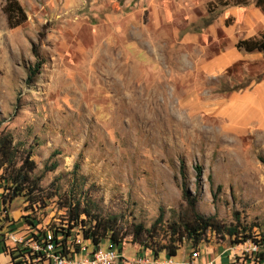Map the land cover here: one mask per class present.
<instances>
[{
    "label": "rangeland",
    "instance_id": "obj_1",
    "mask_svg": "<svg viewBox=\"0 0 264 264\" xmlns=\"http://www.w3.org/2000/svg\"><path fill=\"white\" fill-rule=\"evenodd\" d=\"M17 2L25 21L8 29L0 0V132L12 136L18 153L31 154L37 190L55 195L45 207L33 206L41 227L64 224L78 201L89 215L113 219L123 237L118 255L128 261L139 250L134 225L147 230L161 215L151 243L166 244V225L185 207L184 187L199 215L226 228L237 217L264 231V133H235L197 111L203 97L187 99L203 81L177 71L193 63L200 28L219 8L242 0ZM192 34L199 36L196 44L183 42ZM214 51L207 49V56ZM259 80L264 64H238L210 87L213 96L226 97L219 90ZM26 206L14 200L10 218L32 214ZM15 226L14 232L24 229ZM76 241L91 251L79 236ZM227 247L209 237L198 247L199 263L219 256L227 264ZM100 249H107L105 241ZM191 252L181 241L172 260L186 261Z\"/></svg>",
    "mask_w": 264,
    "mask_h": 264
},
{
    "label": "trees",
    "instance_id": "obj_2",
    "mask_svg": "<svg viewBox=\"0 0 264 264\" xmlns=\"http://www.w3.org/2000/svg\"><path fill=\"white\" fill-rule=\"evenodd\" d=\"M254 5L260 7L261 10L264 9L263 0H255ZM1 10L8 29H13L25 21V14L17 0H3ZM234 47L237 51L247 54H261L262 64H264V30L254 38L237 41ZM235 66L237 64L232 67ZM231 91H233L232 88L228 91L219 90L223 94H228ZM13 144L12 136L9 133L0 132V225L2 229L6 232H14L15 225L20 222L21 227L24 228L21 232H27L35 241L44 238L45 234H50L56 250L63 256H72L78 253L79 247L74 243L76 236H79L81 241L87 242L91 251L100 248L101 242L105 241L107 249L121 254L123 237L113 227V219L106 221L89 215L86 210L79 209L78 201H75L72 206L69 205V209L66 211L67 220L64 224L40 226V221L34 215L35 208L33 206L36 205L38 209H41L55 195L49 193L43 196L42 191L37 190L39 180L29 176L34 169V164L30 159L31 154L29 151H22L19 155L20 153L15 150ZM259 161L264 166V160L259 159ZM51 167L55 168V163ZM74 168H77V165ZM195 171L196 173L200 172L197 167H195ZM18 198L28 204L24 211L30 210L32 214H24L20 218L21 221H13L9 216V210L11 203ZM181 198L185 207L179 211L176 222L166 225V230L163 231L166 244L151 243L154 235H157L156 225L160 227L161 215L147 230L140 225L132 227V242L139 248V253L137 252L136 256L147 252L153 260L163 257L172 258L177 254L181 241L188 242L193 252V250L197 251L202 243L208 242L209 237H213L216 242L226 241L229 246L253 240L256 232L261 238H264V231H259L255 225L246 227L239 224L237 217L235 226L226 228L220 226L211 217L199 215L195 212L194 198L189 196L184 187H181ZM81 215L87 220L85 218L79 220ZM253 229L257 230L253 231ZM0 253L8 259L9 264H34L29 252L18 250L15 247L2 246ZM160 254L162 257H159Z\"/></svg>",
    "mask_w": 264,
    "mask_h": 264
},
{
    "label": "crops",
    "instance_id": "obj_3",
    "mask_svg": "<svg viewBox=\"0 0 264 264\" xmlns=\"http://www.w3.org/2000/svg\"><path fill=\"white\" fill-rule=\"evenodd\" d=\"M242 2L241 5L233 7H221L216 14L214 13L210 18L211 22L204 27L206 31L200 28L201 44L193 49L195 52L193 63H189L190 67L187 69L180 66L177 71L193 74L202 79L204 85L201 90L197 93L195 91L189 93L187 99L189 103L197 100L198 96L203 97L202 103L195 104L197 111L222 120L235 133L250 134L256 138V134L264 133V80L252 82L244 89L233 90L226 97L213 96L210 87L212 81L220 79L236 64L242 66L262 64L261 54H247L234 48L237 41L254 38L264 30V9L261 10L254 5L255 0H242ZM198 40L199 36L192 34L183 42L196 44ZM209 48H214L216 51L207 56L206 50ZM0 258L3 264L8 262L2 253ZM198 259L195 260V264H200ZM208 262L222 264L219 256L217 259L206 257L201 264Z\"/></svg>",
    "mask_w": 264,
    "mask_h": 264
},
{
    "label": "built area",
    "instance_id": "obj_4",
    "mask_svg": "<svg viewBox=\"0 0 264 264\" xmlns=\"http://www.w3.org/2000/svg\"><path fill=\"white\" fill-rule=\"evenodd\" d=\"M22 232H6L0 225V247L10 246L27 251L32 256L34 264H195V260L199 257L197 249L186 261H174L167 257L153 260L148 253L135 255L131 260L125 261L112 249L98 248L86 254L85 249L80 248L78 241H76L79 247L78 253L63 256L56 250L50 234H45L44 238L35 241L27 232ZM225 250L228 251L227 264H264V238H261L257 232L253 240L234 244L224 249L223 252Z\"/></svg>",
    "mask_w": 264,
    "mask_h": 264
}]
</instances>
